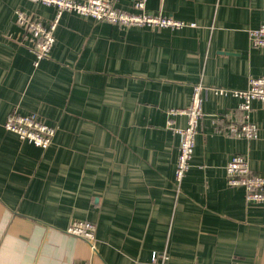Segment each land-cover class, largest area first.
<instances>
[{
    "label": "crops",
    "instance_id": "1",
    "mask_svg": "<svg viewBox=\"0 0 264 264\" xmlns=\"http://www.w3.org/2000/svg\"><path fill=\"white\" fill-rule=\"evenodd\" d=\"M145 7L195 26L126 27L64 11L34 65V38L15 11L49 21L54 8L0 0V264H264V202L225 182L233 154L264 175V102L248 114L257 139L220 132L241 120L232 91L264 77V47L247 35L264 24V0ZM196 84L206 88L202 116L177 187L173 128L185 116L167 110L187 107ZM12 109L56 126L51 144L6 130ZM72 220L95 224L94 250L66 232Z\"/></svg>",
    "mask_w": 264,
    "mask_h": 264
},
{
    "label": "built area",
    "instance_id": "2",
    "mask_svg": "<svg viewBox=\"0 0 264 264\" xmlns=\"http://www.w3.org/2000/svg\"><path fill=\"white\" fill-rule=\"evenodd\" d=\"M38 2L54 8L51 20L44 21L34 18L21 10L15 11V23L23 27L34 38L31 51L34 56L33 64L47 57L54 42V32L59 18L64 11H71L93 22L106 21L115 25L147 26L149 28H181L195 26L194 22H183L160 11L151 12L145 7V0H133L132 10L116 6V0H27ZM248 40L252 47H264V24L247 30ZM190 102L185 108H169L170 116L184 115L185 124L174 127L179 136L177 145V158L174 169V182L178 187L189 168L195 144V135L202 116V103L204 100L203 85L196 84L192 88ZM234 96L239 98L238 108L241 110V120H229L220 130L227 137H243L257 139L259 137L258 125L248 119L252 101L264 102V77L252 76L245 89L233 90ZM231 114L230 112L224 114ZM3 127L15 133L21 140L33 145L46 148L53 139L56 126L45 122L37 112L21 113L16 109L8 112L3 122ZM225 182L229 187H242L245 199L251 203L264 202V175L251 172L248 158L242 154H233L225 165ZM69 234L87 240L94 250L95 224L88 220H72L66 228ZM154 257V255H153ZM74 264H89L75 262Z\"/></svg>",
    "mask_w": 264,
    "mask_h": 264
}]
</instances>
